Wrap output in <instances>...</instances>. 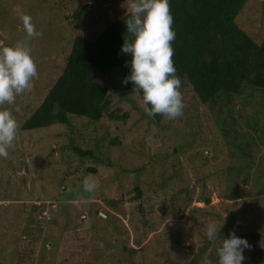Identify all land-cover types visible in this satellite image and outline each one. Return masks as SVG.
<instances>
[{
  "label": "rangeland",
  "instance_id": "1",
  "mask_svg": "<svg viewBox=\"0 0 264 264\" xmlns=\"http://www.w3.org/2000/svg\"><path fill=\"white\" fill-rule=\"evenodd\" d=\"M21 14L31 16L41 33L28 42L38 78L11 106L17 135L8 158H0V264H216V248L230 232L247 236L242 239L251 246L244 250L242 264L252 263V252H264V179L259 175L264 145L253 167L244 160L237 163L245 165L244 173L222 171L205 182L208 172L231 165L227 155L218 161L205 149L210 162L196 166L190 163L193 157L180 153L176 171L171 163L155 159L180 145V132L200 125L214 133L210 108L199 104L192 91L180 88L183 115L175 120L146 116L138 95L120 87L113 103L129 111L127 123L73 118L68 125L21 130L62 74L74 38H97L114 18L127 15L126 0H0V46L28 41ZM237 23L262 44L264 0H248ZM257 123L264 133V112ZM116 137L121 145L111 151ZM73 145L93 149L95 157L81 158ZM86 177L97 185L94 194L84 191ZM137 185L144 195L141 207L138 197L133 199ZM182 187H189L191 198L180 195ZM211 221L228 236L210 242L205 232ZM253 236L258 244L251 243ZM22 252L33 253V261L20 260ZM101 253L105 257L98 261Z\"/></svg>",
  "mask_w": 264,
  "mask_h": 264
},
{
  "label": "trees",
  "instance_id": "2",
  "mask_svg": "<svg viewBox=\"0 0 264 264\" xmlns=\"http://www.w3.org/2000/svg\"><path fill=\"white\" fill-rule=\"evenodd\" d=\"M247 2L248 0H169L173 17L172 30L176 33L172 42V59L176 75L182 82L181 90L192 91L199 104L210 108L216 127L214 126L213 134L200 125H197L196 131L178 133L180 145L173 146V152H166L155 159L159 163H171L170 169L174 168L176 171L175 160L180 153L193 157L197 164L193 161L190 163L196 166L202 165L204 161L210 162L205 157V149L215 153L218 161L227 155L231 159V165L216 172H208L205 180H201L204 182L207 177H218L222 171L244 173L245 165L237 163L244 160L248 168L253 167L258 150L264 145V133H259L261 124L257 123L264 112V41L262 44L257 43L237 23V17ZM81 12L82 9L74 18H78ZM128 18V15L114 18L105 31L93 40L82 35L74 38L66 55L62 74L38 108L25 119L21 126L23 132L49 128L56 124L68 125L73 118L92 123L118 124L130 120L129 111L113 103V97L120 87L133 93L131 82L122 83L131 74V56L121 51L125 40L131 42L134 39L127 33L125 21ZM119 79L121 83L118 85ZM138 97L141 102L142 94ZM161 118L160 115L154 117L158 121ZM118 145H121L118 137L112 139L111 151ZM101 147L98 148L103 151ZM72 149L81 158L95 157L93 149L75 145ZM89 170L97 174V168L91 167ZM259 175L264 179V172ZM163 188H166V184ZM135 190L138 196L133 199L144 196L138 185ZM179 192L187 199L192 196L189 187H182ZM210 200L206 198L204 202L210 203ZM226 236L228 232L220 231L219 237ZM258 242V237L253 236L251 243ZM103 256L105 257L104 253L99 254L98 261ZM32 257L33 253L27 252H22L19 256L23 262H32ZM251 258V264H264L263 251L252 252Z\"/></svg>",
  "mask_w": 264,
  "mask_h": 264
},
{
  "label": "clouds",
  "instance_id": "3",
  "mask_svg": "<svg viewBox=\"0 0 264 264\" xmlns=\"http://www.w3.org/2000/svg\"><path fill=\"white\" fill-rule=\"evenodd\" d=\"M127 33L134 39L124 41L122 53L131 56V74L122 83L133 84V95L142 94V106L149 117L157 115L168 120H175L183 115V96L180 91L182 82L176 75L173 62L172 42L176 33L172 30L173 17L170 13L169 0H126ZM21 30L28 41L17 42L14 46H0V106L9 108L0 110V158H8V149L14 147L18 124L11 106L16 97L32 86L38 78L37 65L31 56L28 42L41 35L32 23V17L19 16ZM19 112V107L15 108ZM84 191L94 194L96 183L86 177L83 180ZM221 229V228H220ZM220 229L216 222L208 223L205 235L210 242H215ZM246 239L239 238L234 232L228 239H221L216 248V264H242L245 249H250Z\"/></svg>",
  "mask_w": 264,
  "mask_h": 264
},
{
  "label": "water",
  "instance_id": "4",
  "mask_svg": "<svg viewBox=\"0 0 264 264\" xmlns=\"http://www.w3.org/2000/svg\"><path fill=\"white\" fill-rule=\"evenodd\" d=\"M138 201H139L140 207H141V199H140V196L138 197Z\"/></svg>",
  "mask_w": 264,
  "mask_h": 264
}]
</instances>
